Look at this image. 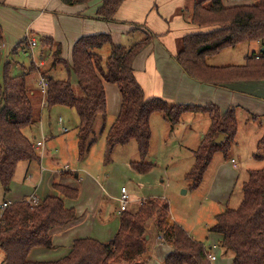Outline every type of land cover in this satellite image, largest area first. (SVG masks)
Returning a JSON list of instances; mask_svg holds the SVG:
<instances>
[{
    "label": "trees",
    "instance_id": "trees-1",
    "mask_svg": "<svg viewBox=\"0 0 264 264\" xmlns=\"http://www.w3.org/2000/svg\"><path fill=\"white\" fill-rule=\"evenodd\" d=\"M69 6L86 5L93 0H61ZM251 5L226 7L223 0L195 1L189 23L205 32L190 34L177 41L174 57L182 71L192 80L214 88L228 89L242 82H264V51L246 57L244 65L211 66L208 60L221 52L241 45L261 43L264 47V0H254ZM125 0H102L96 18L114 22ZM4 3H0L3 5ZM140 28H134L139 30ZM146 38L131 47L116 45L108 33L83 36L72 48V63L61 58L60 47L52 39H42L53 54L50 69L63 65L67 80H61L41 71L35 64L27 74L11 76L12 66L0 67V182L4 195L10 192L11 181L20 162L38 161L40 157L34 143L23 131L41 120L42 104L48 110L62 106L75 110L79 117L77 127L79 161H85L97 143L98 135L106 129V84L116 85L122 104L106 135L105 165L118 146L136 144L141 162H131L132 170L147 174L154 165L147 164L151 148V119L162 114L172 128L184 121L189 114L208 116L211 126L197 150L193 151L195 163L186 179L191 189H198L217 153H227L238 134L237 112L230 107L224 113L214 105H179L161 98H147L135 76V62L159 36L144 31ZM5 41L0 25V47ZM28 38L21 42L29 46ZM31 44V43H30ZM111 47L105 61L101 51ZM264 50V49H263ZM59 62V63H58ZM40 73L47 83L46 95L28 86V75ZM76 86V87H75ZM45 97V99H44ZM249 114L248 121L260 120ZM100 124V126H99ZM220 135L225 141L215 144ZM264 136L258 143V154L253 159L262 166L248 170L242 183L243 198L236 209L228 208L215 219L210 233L220 235V248L233 256L232 264H264ZM57 196H49L37 205L28 199L14 202L7 209L0 208V251L4 254L1 264H148V225L158 219V233L162 241L173 246L162 264H212L211 251L202 242L192 238L180 224L168 223L170 205L165 199H147L137 212L120 214V227L113 240L102 243L93 238L74 242L70 253L52 262H35L29 259L37 248L55 249L51 231L77 220L76 210L67 207L62 196L77 200L79 190L54 184ZM5 199L3 203H5Z\"/></svg>",
    "mask_w": 264,
    "mask_h": 264
},
{
    "label": "rangeland",
    "instance_id": "rangeland-1",
    "mask_svg": "<svg viewBox=\"0 0 264 264\" xmlns=\"http://www.w3.org/2000/svg\"><path fill=\"white\" fill-rule=\"evenodd\" d=\"M180 1L181 0H174L172 2L173 6H183L180 5ZM189 1L190 2H185L187 7L191 5L192 0ZM97 2L102 3V0H93L89 4H86L88 5L86 7L92 8ZM32 3L33 1L21 0L16 6H10L7 3L0 5V8H3L7 13L18 19L21 25L28 26L30 29V32L28 33L29 36L27 34L24 39L19 41L14 49L27 38L30 42L35 39L34 41L37 44V47L34 48L33 55H26L27 53L24 52L25 50L29 53H31V51L29 46L25 43L18 47L19 51L17 55L12 56L13 54H11L9 62L13 61L16 65L11 76L16 77L21 74H27L32 65L35 64V66L41 71H48L49 76L61 80H67V70L65 69L64 64H59L57 69H50L54 59H57V57L54 58L53 54L50 55L49 49L40 41L42 39H52L55 42V46L60 47L61 58L69 64L72 63V49H69V52L65 49L67 43H61L54 37L49 36V33L38 36L35 27L40 28L46 25L45 30L50 31L47 26V20L50 16L46 18H44V16L43 19H40V21L35 22L33 25L29 24L28 22H31L34 19L30 18L32 14L31 11L45 10L44 5H41L39 0L37 4L41 6L32 5ZM60 3L63 2L61 1ZM20 4H22V7ZM63 5L67 7V9L83 6H69L64 3ZM193 6L194 5H192L191 8L186 9L187 14L185 16L188 19H191L190 12L193 11ZM27 7L30 8L31 11L27 10ZM55 10L56 8H53V10L49 9L47 15H54L56 17V29L59 32L57 35H68L67 37H70L71 35H84L83 33H80L82 30V24L78 23L80 15L71 16L69 14L70 12ZM180 11L183 10L180 9ZM16 12H19L26 18L22 19L16 15ZM95 18L96 16H88L87 19L95 21ZM104 22L105 21L102 23ZM115 22L116 21L112 23ZM139 25L140 24L129 26L131 28L142 27ZM31 26L32 28H30ZM191 26L197 30L195 33L203 32L202 29L195 25L191 24ZM148 32L154 34L151 31ZM192 32L193 31H189V33ZM34 33H36V35ZM100 33H108L112 36L110 32ZM175 34L177 33L172 31L171 34H168L170 36L167 38L175 40L177 36ZM119 35L125 34L120 33ZM127 35H130V42L132 44L128 47L134 46L136 43L146 38L145 32L140 29L128 32ZM160 37L161 36L154 40L156 45H160ZM251 45L254 44H245L236 49L225 50L220 54L211 57L208 60V63L211 66L217 65L216 67L244 65L245 57L250 56L248 52L252 49L250 48ZM165 48H168V45ZM260 49L257 50V53ZM63 52L65 56H63ZM47 53L49 54V57H46L44 59V64L41 65V58L44 55L47 56ZM110 53V46H106L101 51L105 61L109 58ZM4 56L6 57L7 55ZM41 79L42 76L40 73L28 75L29 88L33 91H40ZM73 110L62 106H56L51 110H43L42 123L32 127L31 131L36 136L37 141H42L43 137L47 138L45 142L47 150L44 151L42 149L43 147H38L39 149H36L39 157H41L44 152H46L48 156L40 158L38 161H33L31 164L32 169L37 168L38 171L41 172L43 168L50 170L54 165L59 169H64L66 165H68L66 168H74L73 164L67 163L68 156L66 153L60 155L59 151L60 148L63 147L67 149L72 141H76L78 117ZM247 114L251 113H248V110L243 107L238 110L237 119L239 128L234 145L231 146L226 157L223 153H217L214 156L201 186L198 189L193 190L191 189L192 182L187 180L186 176L194 166L195 156L194 153L190 154L188 148L195 151L198 149V146H200L202 139L211 126L208 116L189 114L184 118L183 122L172 128L162 114L153 115L151 120V148L149 155L144 162L154 165V168L147 174H139L132 170L130 166L131 162L142 161L140 154L138 153V147L134 143L126 147H116L111 157V163L105 165L106 135L108 129L116 119V115H111L109 114V111H107L106 129L102 135H98L97 143L91 150L87 162V164L89 163L87 171L79 172L81 175L79 182L84 184L87 189H91L93 185H99V192L101 193L102 198L97 202L96 197H93L90 192V194L85 193L82 200L79 197L78 200L70 201L67 205L75 206L74 209L76 210V214L83 218L84 222L88 223L92 222V212L97 208L98 212L100 211L97 217V221L100 225L97 226L96 231L98 232L97 235H99L104 231L102 222L110 223L112 219L117 221V218L119 217L117 214L119 208L118 198L121 196L120 193L122 187L128 188L130 194L133 193L135 198L152 196L162 197L169 203L170 215L174 217L175 221L182 225L186 230L191 231L196 236L195 239L201 241L209 249L212 243L214 244L218 242L217 238L208 232L209 228L215 225V216L227 209V207H225L226 203L228 208L231 209H236L240 205L243 198L242 183L245 180L246 172L248 170L260 169L262 166L260 163L256 162L253 157L258 154V141L263 138L264 132L263 129L258 126L259 121L256 123L248 121ZM59 118L63 119V125L59 123ZM49 122L52 123V126H49ZM62 127L68 128L70 132L68 134H62ZM261 154L264 155V148L261 150ZM232 160L237 162V167L234 166ZM88 175L90 176L89 178L86 177ZM92 176H94L95 180L90 179ZM12 182L13 179L11 184ZM3 199L4 189L0 182V205L3 204ZM138 207L139 203L135 204L131 201L129 204V211L135 210ZM95 213H97V211ZM157 222L158 219H155V221L153 220V222L148 225L147 234L148 236L151 235L150 240L156 238V241H161V238H159ZM167 243L170 244L169 242ZM215 253L217 252L214 251V254ZM0 258H4L2 252H0ZM147 258L149 264V253L146 259ZM217 258V261L212 262V264H232L233 262V256L231 254H225L222 249L221 252H218Z\"/></svg>",
    "mask_w": 264,
    "mask_h": 264
},
{
    "label": "crops",
    "instance_id": "crops-1",
    "mask_svg": "<svg viewBox=\"0 0 264 264\" xmlns=\"http://www.w3.org/2000/svg\"><path fill=\"white\" fill-rule=\"evenodd\" d=\"M19 1L21 0H0V3H7L10 6H16L18 5L17 3ZM29 1H33L32 5H44L45 8V10L43 11H31L30 8L27 7L26 9L32 12L30 18H34L31 22H28L29 24L33 25L35 22L43 19L44 16V18L50 16L47 20L48 24L46 23L50 31L45 30L46 25L40 28L35 27L38 36H42L41 34L49 33V36L54 37L61 43H67L65 49H67L69 52V49H72V45H74L79 37L81 38L83 36L99 34L100 32H110L116 45L128 47L132 44L130 42V35L127 34L128 32L133 31L132 29L135 28H131L129 25L140 24L139 26H142L140 27V30L147 32L151 31L155 35L161 36L160 45H156V43L153 42V44L148 49H146L135 62V76L139 84L143 87L147 98H161L168 101L169 103L179 105L206 106L214 104L218 106L223 113L230 107H236L239 109L243 107L247 109L248 113H251V115L258 116L260 118L263 117L258 120V126L263 129L264 132V82L235 83L230 85L228 89L214 88L208 85L200 84L190 79L176 63L174 57L176 56L178 51L177 41L187 35L196 34L195 32L197 31L191 26V23H189V19L185 16L187 14L186 9L191 8V6L194 5L195 0H192L191 5L188 7L185 2H190L189 0H181L180 5L183 6H173L172 2L174 0H125L115 16L116 22H104L108 25H105L104 23H102L103 21H100L97 18H95V21L87 19L88 16H96L97 10L102 5V3L100 2H97L96 5H94L92 8H87L86 6L88 5H83L67 9V7H65L63 3H60L61 1L59 0H39V2H41V5L37 4L38 0ZM253 3H255L254 0H223V4L226 7L251 5ZM20 6L22 7V4H20ZM53 8H56L55 11L70 12L69 14L71 16L80 15L78 23L82 24V30L80 33H83L84 35H71L70 37H67L68 35H57L59 34V32L56 29V17L54 15H47L49 13L48 10H53ZM180 9H182L184 12L180 11ZM16 15H18L22 19L26 18L23 17L19 12H16ZM0 25L3 27L6 35L5 41L0 47V67L2 69L6 63H10L12 66V74L16 65L13 61L9 62V59L11 57V54H13L12 56L18 54L19 48L14 53H12V51L14 47L19 43V41L27 36V34L30 32V29L28 28V26L21 25L18 19L7 13L3 8H0ZM30 28H32V26ZM172 31H175L177 33L175 34L177 35L175 40H170L167 38L170 36L168 34H171ZM189 31L193 32L189 33ZM205 31L206 30H203V32ZM36 33L34 34L36 35ZM118 33H122L125 35H119ZM167 45L168 48H165ZM36 47L37 45L32 48L29 42L31 53L27 52L26 50L24 52L27 53L26 55H33L34 48ZM250 48L252 49H250V51L248 52L249 55L254 52L257 54V50H259L260 48L262 49V51L264 49L261 43H255L254 45H251ZM4 55L7 56L5 57ZM48 55L49 54L47 53V56H42V65L44 64V59L46 57H49ZM63 56H65L64 52ZM105 90L107 98V111H109V114L114 116L116 115L117 117L121 110V93L118 87L113 84H106ZM42 109H46L44 102L42 104ZM73 111L77 115V112L75 110ZM42 115L43 114H41V120L39 123H42ZM248 115L249 114H247V116ZM60 119L62 118H59V120ZM258 121H255V123ZM49 126H52L51 122H49ZM68 133L62 132V134ZM23 134L34 143L37 149H39L38 147H43L42 149L44 151L47 150L45 146V142L47 140L46 137H43L42 141H37L36 136L31 131V128L25 129L23 131ZM188 150L190 154H193V149L188 148ZM59 151L60 155L66 153L69 158V160L67 158V163L73 164L74 168H66L68 167V165H66L64 169H59L54 165V167L50 168V170L43 168L41 172H39L37 168H31L32 162H20L13 177L11 190L7 195H4L5 201L11 204L29 198H36L38 201H43L49 196L59 195V193L53 187L54 184H59L78 189L80 192L79 197L81 198V200L85 193L90 194L91 192V195L93 197H96V201L99 202V200L102 198L101 193L99 192V185L96 184L93 185L91 189H87L84 184L79 182L81 177L79 172L87 171V168L89 166V163L87 164L89 156L85 161H79L77 136L76 141H72L67 149L63 147L60 148ZM46 156H48V154L44 152L40 158H44ZM234 166L237 167L236 161L234 163ZM86 177L89 178L90 176L88 175ZM90 179L95 180L94 176H92ZM126 189L130 197V202L132 201L135 204L139 203L138 208H136L135 210L131 209L133 212H137L140 208V204L147 199H164L157 196L135 198L134 194H130L128 188ZM120 198L121 196L118 198V203L120 201ZM62 199L64 200L67 207L75 208V206H68L67 204H69L70 201L76 200H69L63 196ZM225 207H227V203ZM96 211L97 213H95ZM224 211L225 210H223V212ZM98 213H100V211L98 212V209L95 208L92 212L93 220L91 223L84 222L83 218L79 217L77 214L76 221L68 224L67 226L52 230L50 234L53 238L55 249H34L29 256V259L35 262H52L62 259L70 253L74 242L82 238H93L102 243H108L113 240L120 227V203L117 211V214L119 216L117 218V221H115V219H112L110 223L102 222L104 231L99 235H97L98 232H96L97 226L100 225L97 221ZM218 215L215 216V219ZM168 223L170 225H173L177 222L175 221L173 216L169 215ZM186 231L192 238L195 239L196 236L191 231ZM209 234L215 236L218 240L217 243H212L209 247L211 255L215 257V260L211 261L212 263L217 261L218 252H221L220 242L222 240V237L217 234L213 235V233L210 232ZM150 238L151 235L148 236L150 255L149 264H162L165 257L171 251H173V246L165 241H156V238H152V240H150ZM159 238L161 237L159 236ZM214 251H216L217 253L214 254ZM3 259L4 258H0V264L2 263Z\"/></svg>",
    "mask_w": 264,
    "mask_h": 264
},
{
    "label": "built area",
    "instance_id": "built-area-1",
    "mask_svg": "<svg viewBox=\"0 0 264 264\" xmlns=\"http://www.w3.org/2000/svg\"><path fill=\"white\" fill-rule=\"evenodd\" d=\"M30 43H31V47L32 48L37 45L34 40H32ZM40 87H41V90H42L43 94H46V91H47V83H46V81H45L44 78L41 79ZM59 123L61 125H63L64 124L63 119H60L59 120ZM62 132L63 133H68L69 130H68V128H63L62 127ZM232 163L234 164L235 163V160H232ZM28 200H29V203H31L33 205H37L38 204V200L36 198H29ZM129 202H130V197H129L128 193H127V189L126 188H122L121 189V198H120V201H119V203H120V213H122L124 211H127L129 209ZM10 204L11 203H9V202H5V203H3L0 206V208L2 210L3 209L5 210V209H7L10 206ZM214 260H215V257L211 255L210 256V261H214Z\"/></svg>",
    "mask_w": 264,
    "mask_h": 264
},
{
    "label": "water",
    "instance_id": "water-1",
    "mask_svg": "<svg viewBox=\"0 0 264 264\" xmlns=\"http://www.w3.org/2000/svg\"><path fill=\"white\" fill-rule=\"evenodd\" d=\"M224 141H225V136L224 135H220L219 138L215 141V144H221Z\"/></svg>",
    "mask_w": 264,
    "mask_h": 264
}]
</instances>
